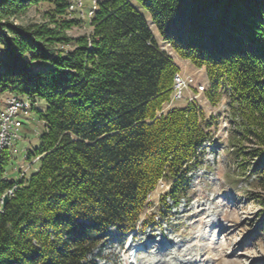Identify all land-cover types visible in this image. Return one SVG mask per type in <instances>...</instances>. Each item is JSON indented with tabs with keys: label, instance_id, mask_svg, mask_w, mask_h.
Instances as JSON below:
<instances>
[{
	"label": "trees",
	"instance_id": "obj_1",
	"mask_svg": "<svg viewBox=\"0 0 264 264\" xmlns=\"http://www.w3.org/2000/svg\"><path fill=\"white\" fill-rule=\"evenodd\" d=\"M39 1L0 0V91L46 103L26 155L36 170L8 179L10 155H0V264H89L96 236L135 228L160 183L172 205L186 197L215 118L197 101L167 107L179 66L151 25L171 52L203 67L207 101L227 98L237 170L264 189V0H137L150 21L130 0H97L89 37L3 20ZM46 1L60 28L80 24L62 17L67 0Z\"/></svg>",
	"mask_w": 264,
	"mask_h": 264
},
{
	"label": "rangeland",
	"instance_id": "obj_2",
	"mask_svg": "<svg viewBox=\"0 0 264 264\" xmlns=\"http://www.w3.org/2000/svg\"><path fill=\"white\" fill-rule=\"evenodd\" d=\"M150 21L149 13L137 0H130ZM72 6V7H71ZM97 7V0H67L64 19L77 18L80 24L60 28L50 18L54 5L40 0L26 9L9 14L3 20L12 25L29 28L30 31L42 28L54 29L67 37L86 35L92 27L89 19ZM91 9V10H90ZM90 10V11H89ZM60 19V17L58 18ZM257 19L264 32V7ZM152 26L154 36L171 53L183 76H191L187 90L195 85L201 90L195 92V100L202 105L207 116L215 118L211 126L212 137L206 141L200 152L198 165L189 173L188 193L177 205L163 199L166 189L160 183L148 196L149 205L135 228L121 232L110 226L103 234L96 236V245L86 255L89 264H264V232L260 222L264 218V189L255 185L237 170L234 155L230 152L227 139L232 129V115L226 110V97L212 105L205 99L204 89L208 81L203 67H197L187 59L171 52L160 40L157 29ZM69 44L57 43L56 50L71 49ZM192 82V85H191ZM203 84V85H201ZM12 92L0 91V109ZM16 97L28 103L27 113L17 112L14 122L19 137L11 139L5 148L10 158L5 175L8 179H19L35 171L39 160L27 158L39 144V135L44 122L39 119L37 109L45 108V100L37 99L35 108L27 96L15 93ZM184 95V91H183ZM192 95V94H191ZM187 98L173 101L167 107L184 106ZM246 149L257 147L255 140H242ZM249 172V171H247ZM236 174L238 176H236ZM243 176V177H242ZM244 194H241V192ZM168 200V201H167Z\"/></svg>",
	"mask_w": 264,
	"mask_h": 264
},
{
	"label": "bare ground",
	"instance_id": "obj_3",
	"mask_svg": "<svg viewBox=\"0 0 264 264\" xmlns=\"http://www.w3.org/2000/svg\"><path fill=\"white\" fill-rule=\"evenodd\" d=\"M75 1H76V5L80 6L81 0H75ZM90 14H92V13H90ZM191 85H192V82H191ZM199 88L202 89L203 87L199 86ZM27 106H28L27 102H23L17 97H6L5 106L0 109V121L4 122L5 128L8 129V136L2 137L1 136V129H0V155L3 151V149L5 148V145L11 139H17L19 137V135L17 133V127H16V124L14 122V117L17 114V112L19 111V109H23V113L28 112ZM12 108H14V114L10 113L12 111ZM10 193H11V191L9 190V194Z\"/></svg>",
	"mask_w": 264,
	"mask_h": 264
},
{
	"label": "built area",
	"instance_id": "obj_4",
	"mask_svg": "<svg viewBox=\"0 0 264 264\" xmlns=\"http://www.w3.org/2000/svg\"><path fill=\"white\" fill-rule=\"evenodd\" d=\"M193 80L191 76H182L179 73H176L174 75V85H173V90H174V98H181L183 96V91L187 90L189 81ZM15 94H10L7 97H15ZM10 113L14 114V108H12V111ZM27 113V112H24ZM15 115V119L17 121V124H21V122L17 119ZM0 129H1V136H8V129L5 128L4 122L0 121ZM9 194V190L7 191Z\"/></svg>",
	"mask_w": 264,
	"mask_h": 264
},
{
	"label": "water",
	"instance_id": "obj_5",
	"mask_svg": "<svg viewBox=\"0 0 264 264\" xmlns=\"http://www.w3.org/2000/svg\"><path fill=\"white\" fill-rule=\"evenodd\" d=\"M7 200H8V196H7V195H4V196H3V198H2V202H1V204H2V207H4V206H5V204H6Z\"/></svg>",
	"mask_w": 264,
	"mask_h": 264
}]
</instances>
